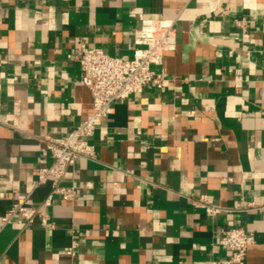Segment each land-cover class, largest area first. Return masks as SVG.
<instances>
[{
  "label": "crops",
  "instance_id": "crops-1",
  "mask_svg": "<svg viewBox=\"0 0 264 264\" xmlns=\"http://www.w3.org/2000/svg\"><path fill=\"white\" fill-rule=\"evenodd\" d=\"M145 18L175 20L162 85L99 119L47 225L4 220L51 194L38 135L92 113L78 48L130 58ZM203 194L216 213L191 202ZM234 226L254 242L233 264H264V0H0V264H224Z\"/></svg>",
  "mask_w": 264,
  "mask_h": 264
},
{
  "label": "built area",
  "instance_id": "built-area-1",
  "mask_svg": "<svg viewBox=\"0 0 264 264\" xmlns=\"http://www.w3.org/2000/svg\"><path fill=\"white\" fill-rule=\"evenodd\" d=\"M175 20L166 18H145L134 31V54L132 57L111 55L102 48L82 45L75 54L82 71V83L89 89L92 99V113L82 119L74 128L53 135L41 133L38 139L42 150L51 157L50 164L36 170V185L51 181V194L41 205H33L25 200L14 204L6 213L4 220L14 214L20 215L27 224L40 219L47 225L48 215L45 208L52 205L53 197L60 195L69 198L73 195L72 187H65L61 182L78 159H92L96 155V146L92 142L102 117L110 115L114 104L123 102L142 92L149 84L162 85V74L155 69L161 65L165 52L176 47ZM195 206L203 207L209 214L219 209L208 195L192 198ZM257 203H240L235 210L246 211ZM220 242L231 251L224 264L241 262L248 247L254 242L252 232L242 226H234L222 231Z\"/></svg>",
  "mask_w": 264,
  "mask_h": 264
}]
</instances>
